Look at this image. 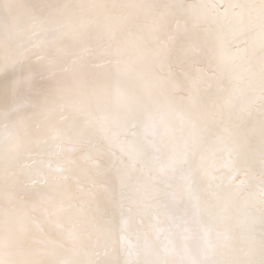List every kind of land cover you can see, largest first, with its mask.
<instances>
[{"label":"snow or ice","instance_id":"obj_1","mask_svg":"<svg viewBox=\"0 0 264 264\" xmlns=\"http://www.w3.org/2000/svg\"><path fill=\"white\" fill-rule=\"evenodd\" d=\"M0 264H264V0H0Z\"/></svg>","mask_w":264,"mask_h":264},{"label":"bare ground","instance_id":"obj_2","mask_svg":"<svg viewBox=\"0 0 264 264\" xmlns=\"http://www.w3.org/2000/svg\"><path fill=\"white\" fill-rule=\"evenodd\" d=\"M14 76L11 71L0 69V108L7 101L11 103L13 93Z\"/></svg>","mask_w":264,"mask_h":264}]
</instances>
